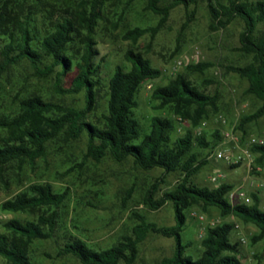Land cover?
Returning <instances> with one entry per match:
<instances>
[{
	"label": "trees",
	"instance_id": "obj_1",
	"mask_svg": "<svg viewBox=\"0 0 264 264\" xmlns=\"http://www.w3.org/2000/svg\"><path fill=\"white\" fill-rule=\"evenodd\" d=\"M201 1L206 2L209 27L213 31L225 29L237 18L244 23L239 34V50L251 55V61L243 66L225 67L226 71L246 79V92L261 102L253 113L240 117L237 130L244 133L248 124L264 116V0H172L168 5H162L163 0H147L146 10L159 16L158 24L128 29L122 39L136 44L148 33L153 39L174 7L195 8ZM105 2L0 0V78L12 67L25 62L36 77L53 76V89L57 93H84L81 108L53 103L38 94L16 97V110L9 116L0 117V185L8 188L10 182L5 175L10 169L16 170L17 180L21 179L23 167H34L37 160H43L48 145L58 138L70 143L84 134L87 138L84 161L99 163L110 157L118 163L131 160L143 171L162 170V176L146 188L142 204L150 211H157L169 203L173 208L174 224L159 226L133 209L130 213L133 226L110 247L96 250L80 237L64 231L57 257L71 256L80 264H134L139 244L155 234L174 240L172 255L164 257L160 264H242L240 242L231 239L232 222L221 221L206 226L200 240L202 250L196 258L186 254L190 244H183L181 238L188 212L199 206L202 212L214 208L222 218L233 216L254 225L257 232L250 237V244L255 245L264 239V211L257 207L259 198L256 194H250V204H232L228 198L233 188L231 184L222 183L211 188L200 186L193 180L208 161L207 157H200L195 146L213 150L221 141L217 131L212 135V145L204 134L194 133L210 112H218L216 94L203 92L185 74L176 73L165 85H155L151 98L158 103L157 110L171 112L181 121H188L190 128L171 140L170 134L175 129L173 121L156 115L150 119L149 131L143 133L135 117L138 92L145 81L158 79L161 71L141 52L130 48L124 54L129 66H115L107 81L102 120H88L89 114L98 108L104 87L100 73L102 59L96 62L98 52L94 35L104 20ZM193 14L194 11L188 15L184 27L193 21ZM211 66L210 63H197L187 69L201 73ZM69 73L74 75L69 87L64 88L63 78ZM250 151L255 156V165L262 168L264 144L253 145ZM252 171L256 172V169ZM170 173L178 174L177 181L172 188L162 190L165 175ZM132 191L133 188H129L126 196L129 197ZM69 196L68 187L55 190L49 182H34L1 203L2 212L38 213L34 220L11 218L2 222L0 257L5 264H35L30 256V245L36 240L58 238V211L65 206ZM125 201L126 198L124 205ZM253 257L264 259V246Z\"/></svg>",
	"mask_w": 264,
	"mask_h": 264
},
{
	"label": "rangeland",
	"instance_id": "obj_2",
	"mask_svg": "<svg viewBox=\"0 0 264 264\" xmlns=\"http://www.w3.org/2000/svg\"><path fill=\"white\" fill-rule=\"evenodd\" d=\"M225 1V0H223ZM255 1V0H249ZM172 0H163L162 5H168ZM147 0H106L103 8L104 20L96 28L94 35L95 49L98 52L96 62L102 59L101 77L104 87L101 92L98 108L89 114L88 120L99 122L106 105V84L115 66L128 67L125 60L126 50L132 48L148 58L155 68L161 71L156 80L145 81L138 92V107L135 117L140 123L143 133L149 131L150 119L160 115L173 121L174 131L171 140L182 136L190 128L188 121H181L177 116L165 110H157L158 103L151 98L155 85H165L176 73L185 74L203 92L218 96L217 113H209L194 133L204 134L206 141L212 145V135L217 131L221 140L226 133L232 132L239 138L240 144L246 147L250 138L264 141V116L256 122L248 124L243 133L237 130L240 117L253 113L261 102L246 92L248 82L237 74L228 72V65L243 66L251 61V55L239 50V34L244 29L240 19L232 21L225 29L213 31L210 29V18L205 1L195 8L174 7L165 24L152 39L150 34L143 35L136 44L122 39L126 30L139 26L154 27L159 22V16L146 10ZM194 11L193 21L184 27L188 15ZM261 28V27H259ZM180 62V65L177 63ZM210 63L212 66L203 72H191L189 65ZM74 73L63 78L64 88L69 87V81ZM54 78H38L28 63L12 67L0 78V117L11 115L18 106L17 96L38 94L47 101L64 106L81 108L84 106V93L60 94L53 89ZM224 120V122H223ZM87 138L83 134L78 140L66 143L61 138L48 145L47 155L36 161L34 167L25 165L17 180L16 170H7L5 178L9 180L8 188L0 185V205L34 182H49L55 190L65 187L70 189L69 199L58 211L56 239L36 240L30 245V256L35 264H80L71 256L57 257L58 245L62 244L60 237L66 231L83 239L90 247L99 250L114 244L121 235L128 233L134 224L130 217L131 210L136 209L151 222L159 226L174 224L173 208L167 203L157 211H150L142 204V196L150 183L162 176V170L143 171L137 168L131 160L115 162L106 157L99 163L92 160L84 161ZM219 143V142H218ZM217 143V145H218ZM215 148V147H214ZM200 157H207V164L194 176L193 180L200 186L214 188L222 183L232 185L235 191L243 188L249 195L254 193L259 198L257 207L264 211V186L251 187L246 178L264 182V163L260 173L252 171L246 161L233 168L224 161L215 160L213 150L198 149ZM82 164L80 167L79 165ZM255 163L252 164V166ZM71 172H67L68 169ZM221 174V179L213 183L210 178ZM178 178L177 173L165 175L166 183L162 190L172 188ZM133 188L131 195L126 191ZM124 198L127 199L123 204ZM251 198V197H250ZM252 202V201H251ZM236 203V202H234ZM36 212L6 213L0 209V232L4 231L2 222L11 218L34 220ZM221 221L234 224L231 233L233 241H239L242 264H264V259L253 257L264 246V239L255 245L250 244V237L257 228L240 219L228 216L222 218L217 209L202 212L199 206H194L188 212L185 227L181 232L183 244L189 243L186 254L196 258L202 250L200 240L204 229ZM138 258L134 264H160L164 257L173 253L174 240L151 234L139 244ZM0 264L5 260L0 257Z\"/></svg>",
	"mask_w": 264,
	"mask_h": 264
},
{
	"label": "built area",
	"instance_id": "obj_3",
	"mask_svg": "<svg viewBox=\"0 0 264 264\" xmlns=\"http://www.w3.org/2000/svg\"><path fill=\"white\" fill-rule=\"evenodd\" d=\"M180 65V62L177 63ZM224 122V120H223ZM264 144V141L259 138H250L246 147L241 146L239 138L232 132V130L225 134L223 140L214 148L211 156L218 161H224L229 166L238 165L244 161L248 163L249 168L256 169V172H260L262 168L252 164L254 163L255 156L250 151V147L253 145ZM222 175L218 174L210 178L211 182L216 183L221 179ZM251 187H263L264 182L252 179L250 176L246 178ZM229 201L232 204L244 203L250 204L251 198L243 188H239L235 191H231L228 195Z\"/></svg>",
	"mask_w": 264,
	"mask_h": 264
}]
</instances>
